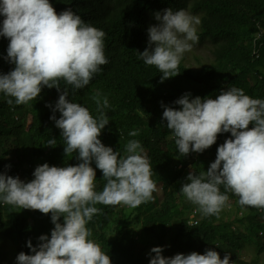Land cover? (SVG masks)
<instances>
[{
  "label": "clouds",
  "instance_id": "obj_1",
  "mask_svg": "<svg viewBox=\"0 0 264 264\" xmlns=\"http://www.w3.org/2000/svg\"><path fill=\"white\" fill-rule=\"evenodd\" d=\"M55 8L50 0H0V36L9 41L6 59L14 65L7 74H0V92L15 98L16 105L35 98L43 103L53 128L66 143L65 156L78 153L80 161L66 167L39 165L29 182L0 172V202L50 213L54 225L50 238L41 235L35 247L28 241L33 254L22 251L16 258L14 254L13 264H111L86 227L100 212L95 205L136 208L154 199L156 183L140 141L129 140L121 156L98 138L109 123L102 111L109 107L107 98L93 97L99 112L93 118L70 97L69 91L83 89L109 62L104 54L105 33L85 16ZM154 18L159 23L147 29L148 47L138 54L145 65L163 73V82L180 74L183 54L199 43L200 20L184 9L171 8L164 9L163 15L156 12ZM189 96L185 93L174 102L179 109L161 102L162 119L180 155L204 152L218 134L231 137L217 147L207 171L189 172L186 180L190 182L182 184L181 193L205 216L218 215L228 202L221 185L239 198L240 206L264 209V99L251 98L236 87L221 90L215 99ZM7 103L11 106L13 99ZM129 135L137 136L139 130ZM55 143L53 138L47 145ZM93 161L106 181L100 192L95 190ZM163 250L151 248L154 255L149 264H230L229 254L221 259L211 249L171 257L163 256Z\"/></svg>",
  "mask_w": 264,
  "mask_h": 264
},
{
  "label": "trees",
  "instance_id": "obj_2",
  "mask_svg": "<svg viewBox=\"0 0 264 264\" xmlns=\"http://www.w3.org/2000/svg\"><path fill=\"white\" fill-rule=\"evenodd\" d=\"M50 1L56 7L71 9L81 18L88 14L90 21L105 33L104 54L109 62L101 66L83 89L69 91L74 102L86 107L93 118L99 117L93 97L107 98L109 107L102 111L109 123L98 138L121 156L125 155L129 140H138L150 166H153L150 161H157L168 168L167 178L156 185L154 199L144 208L96 204L100 212L86 225L92 232L89 238L100 245L111 264H149L153 247H162L165 257L193 251L203 254L211 249L221 259L229 254L230 264H262L264 209L248 207L241 212L239 198L226 192L223 185L220 191L229 199L221 212L210 215L211 219H201L194 227L187 225L193 203L185 202L180 189L190 181L181 177L186 171L195 175L207 171L215 160L217 147L231 134H218L216 142L204 152L196 156L191 152L183 156L188 159L181 164L173 163L177 157L171 149L175 138L162 119L161 102L179 109L174 102L185 93L190 94L189 99L197 96L215 99L221 90L232 87L242 89L251 98L264 99V0ZM166 8L184 9L198 16L199 43L195 45L211 46L212 60L192 69L186 65V57H182L180 74L161 82L163 73L155 66L145 65L138 53L148 47L149 22L155 19L156 12L163 15ZM8 43L7 38L0 36V74L14 68L6 59ZM8 99H13L11 106ZM39 106L43 103L36 98L16 105L15 98L0 92V172L18 176L24 182L31 181L35 168L44 163L57 167L80 163L78 153L65 156L63 137L53 128L45 107ZM134 130H139V135L130 136ZM53 138L56 143L48 146L47 142ZM91 167L96 171L95 190L100 192L106 181L94 161ZM59 222H63V217ZM53 227L50 213L0 202V259L6 246L13 248L15 258L22 251L33 254L27 247L28 241L35 247L41 235L50 238ZM248 246L253 247L256 255L245 262L239 253Z\"/></svg>",
  "mask_w": 264,
  "mask_h": 264
},
{
  "label": "rangeland",
  "instance_id": "obj_3",
  "mask_svg": "<svg viewBox=\"0 0 264 264\" xmlns=\"http://www.w3.org/2000/svg\"><path fill=\"white\" fill-rule=\"evenodd\" d=\"M196 17L198 18L197 15H196ZM85 18L87 21L90 20V17L88 14L85 15ZM158 23L159 22L154 19V20L149 22V27L156 25ZM147 41L143 42V44L146 45ZM192 49H194L192 51V53L185 52L183 54V57H186L187 67L192 68V69H196V68H199L201 65L208 64L211 62V60H212V53H211L212 47L211 46L200 44L198 46L194 45ZM250 82H251V80H250ZM28 118H30V117H28ZM28 118H27V122H28ZM171 149L177 154V157L173 160V163L175 162L177 164H179V163L181 164L183 162V160L188 159L187 157H183L182 155L179 154L176 144H173ZM151 168H152V177L151 178L155 181L156 185L163 184L164 180L167 178V175H168L167 166H162V167L151 166ZM176 173H177V177H178L180 172L178 171ZM187 175H188V172L186 171V173L181 177V179H184L185 177H187ZM186 203L189 204V202H186ZM145 205H146V203H142L138 207L144 208ZM240 208H241V212L248 210V206H244V207L241 206ZM192 209H193V211L191 214L195 213L194 209H196L198 212L197 213V216L199 217L198 222L203 218L206 219L204 217V215L202 214V212L199 210V207H197L196 205H193ZM206 217L208 218V216H206ZM190 220H191V218H190ZM192 224H193V221H190V226ZM215 224H217V223H215ZM11 250H13V248H11L10 246H6L3 248L2 258L0 259V264H13V258H12ZM239 255H240L241 260L248 262L256 254H255L253 247L248 246L245 249L244 248L241 249ZM229 258L232 259L231 256H229ZM261 261L264 264V254L261 255Z\"/></svg>",
  "mask_w": 264,
  "mask_h": 264
},
{
  "label": "crops",
  "instance_id": "obj_4",
  "mask_svg": "<svg viewBox=\"0 0 264 264\" xmlns=\"http://www.w3.org/2000/svg\"><path fill=\"white\" fill-rule=\"evenodd\" d=\"M258 56H255V58H257ZM66 85V84H65ZM66 87V86H65ZM194 155L196 156V153H194ZM185 202H190V201H188V200H186ZM194 205V204H193ZM197 206V205H196ZM198 207V206H197ZM195 211V213L194 214H191V213H189V215H188V217H187V221H186V223H187V225L189 226V227H194V226H196L197 224H198V220H199V217L197 216V210L196 209H194ZM193 211V210H192ZM205 216V215H204ZM190 218H191V220H190ZM207 220L208 219H211V216L209 215L208 216V218L207 217H205ZM190 221H193V224L190 226ZM260 260H261V256H260ZM262 262V261H261ZM262 264H263V262H262Z\"/></svg>",
  "mask_w": 264,
  "mask_h": 264
},
{
  "label": "bare ground",
  "instance_id": "obj_5",
  "mask_svg": "<svg viewBox=\"0 0 264 264\" xmlns=\"http://www.w3.org/2000/svg\"><path fill=\"white\" fill-rule=\"evenodd\" d=\"M55 10L58 11V10H60V8L59 7H56ZM59 12H61V11H59ZM43 107L44 106H39L38 108H43ZM150 162L155 167H162V164L159 163V162H157V161H150Z\"/></svg>",
  "mask_w": 264,
  "mask_h": 264
}]
</instances>
